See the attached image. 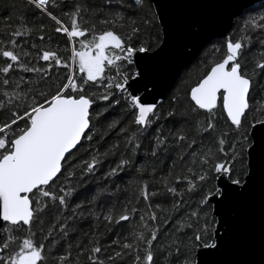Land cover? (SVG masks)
Here are the masks:
<instances>
[{"label":"snow or ice","instance_id":"6c2138e0","mask_svg":"<svg viewBox=\"0 0 264 264\" xmlns=\"http://www.w3.org/2000/svg\"><path fill=\"white\" fill-rule=\"evenodd\" d=\"M173 6L174 0L7 6L15 15L3 17L0 31V264H242L224 257L235 243L238 215L257 196L264 216V9L234 4L236 19L220 33L224 51L214 45L220 55L165 106L163 93L153 94L145 61L172 40ZM37 14L66 37L68 55L51 44L43 23H28ZM191 31L198 34L199 25ZM21 37L49 43L29 47ZM116 109L119 118L105 121ZM113 131L123 142L118 136L104 147ZM173 153L180 172L173 176L169 165L163 190L151 194L139 180L136 197L171 195V211L149 204L138 224L105 247L99 229L90 230L95 239L85 234L70 243L86 216L103 221L106 232L134 220L131 201L120 212L115 205L95 209L119 192L110 184L155 172L160 158ZM109 158L115 163L98 171ZM93 185L89 197L73 202Z\"/></svg>","mask_w":264,"mask_h":264},{"label":"trees","instance_id":"16d2710c","mask_svg":"<svg viewBox=\"0 0 264 264\" xmlns=\"http://www.w3.org/2000/svg\"><path fill=\"white\" fill-rule=\"evenodd\" d=\"M21 2L26 3L27 0H0V31H2L5 26L6 22L3 20L4 16L8 15H15L11 12V9L7 8L8 5L12 4H19ZM61 3L71 5L75 2V0H60ZM89 3H99V0H87ZM261 9H264V0H260L249 8V11L259 13ZM59 14V12L57 13ZM64 22L66 25L70 27V21L67 17H63ZM89 24L94 23L95 21L92 19V17H87ZM236 19V18H235ZM234 19V20H235ZM233 20V21H234ZM28 23L30 25H35L38 28V25L40 23H43L45 25V32L46 35H51L52 40L51 44L54 46H57L59 48V54L62 56L68 55L67 52L64 51V49L67 47L66 43V37L63 34L51 32V29H54L56 27L55 23L50 21L47 17H42L41 15L37 14L35 17H28ZM97 27H101L100 25H97ZM11 29H9L10 31ZM231 31V28L230 30ZM146 38V37H142ZM222 38H213L210 40L209 43L204 45L202 49L200 50L198 56L196 59H194L189 65H187L185 68H183L174 81V83L169 88L168 92L166 93L165 97L163 98L165 106H168L169 99L171 95L174 93H179L181 96L184 95L185 89L189 87V85L196 81L197 78L201 75L202 71H204L209 63V60L211 58H216L220 55V53L213 52V46L220 47V52L222 53L224 51L222 47ZM20 39L26 40L27 44L30 45L35 42L38 46L40 45H48V40L45 39L41 41L38 37H21ZM19 42V41H18ZM51 50V49H46ZM33 56H35V51H33ZM3 58H0V64H3ZM40 66H43V61H38ZM53 76L55 78V72H53ZM95 90V89H92ZM120 116V109H116L115 111H111L110 113L105 115V121H110L116 118H119ZM170 125H164L165 128L169 127ZM99 127V126H98ZM119 136V139L121 143L123 142V136L119 134L116 131H113L112 133H109L108 137H106L105 142H101L104 147H107V142H115ZM103 150V148L101 149ZM144 150L142 149L140 152L141 157L143 156ZM116 158H109L106 160V162H103V166L100 171L101 173L103 171H106L110 164L115 163ZM175 161V163H173ZM137 163H140V161H136ZM181 161L178 159V153L171 154V158L168 156H162L160 158V162L155 165L156 171L153 172L152 168H149L147 173H140V174H133L129 173L121 179L117 180L115 184H110L109 188H114L116 185H119V192L117 195L112 197V200L109 202L108 205H105L103 201H101L100 206L95 209V211H101L102 209H106L107 207L115 205L116 211L120 212V204H123L125 201H131L129 203V213L130 215L134 216V220H129L126 222H120V227L115 228L112 225H108L107 227L112 229L111 231H105V224L103 221L99 220L97 217L94 216H86L82 218L79 223L77 224V231L75 235L71 237L70 243L74 244L77 241H83L85 239V234H88L90 238H97L91 236V229H99L101 232V235L98 237L100 240L101 247H105L109 244L110 241H113L114 237L119 236L120 238H123L125 233L130 231L131 226L134 224L139 223V217L148 211V205H156L160 204L162 207L167 208L169 211H171V204L173 203L171 199V195H169L167 198H160L156 197L153 198L150 195V198L148 201H144L143 198H140L139 200L136 199L138 195L137 191V182L139 180H144L148 183V191L151 194L156 188H160L163 190V182L162 177L163 175L167 174L169 171V165H172V175L174 176L176 173L180 172L181 170ZM134 172V170H133ZM172 177H169L171 179ZM100 187H103L104 183H107V181L97 182ZM179 186V185H178ZM95 190V185L91 186L88 191H81L80 196L76 201H73L74 203L80 202V200H83L90 196L91 192ZM117 200L119 203H117ZM132 208H136L137 211L135 213L131 212ZM159 218V217H158ZM73 254L75 257V249L73 250Z\"/></svg>","mask_w":264,"mask_h":264},{"label":"water","instance_id":"95a60500","mask_svg":"<svg viewBox=\"0 0 264 264\" xmlns=\"http://www.w3.org/2000/svg\"><path fill=\"white\" fill-rule=\"evenodd\" d=\"M258 1L260 0H174V6L170 9L172 40L158 56L145 61L155 84L153 94L163 93L164 98L181 70L197 58L202 47L213 38H222L220 33L224 27L235 19L232 16L234 4L251 6ZM193 25H199L198 34L192 33ZM135 55L150 57L151 53ZM157 99L160 97L157 96ZM236 227L235 243L224 258L242 264H261L264 258V216L261 214L258 196L238 215Z\"/></svg>","mask_w":264,"mask_h":264}]
</instances>
